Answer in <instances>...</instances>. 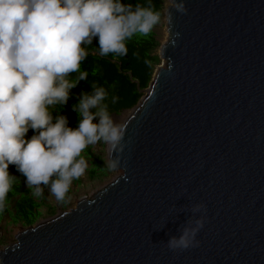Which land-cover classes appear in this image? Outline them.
Returning a JSON list of instances; mask_svg holds the SVG:
<instances>
[{"label":"water","instance_id":"1","mask_svg":"<svg viewBox=\"0 0 264 264\" xmlns=\"http://www.w3.org/2000/svg\"><path fill=\"white\" fill-rule=\"evenodd\" d=\"M164 16L162 63L106 149L118 175L23 225L0 264H264V0H169Z\"/></svg>","mask_w":264,"mask_h":264},{"label":"clouds","instance_id":"2","mask_svg":"<svg viewBox=\"0 0 264 264\" xmlns=\"http://www.w3.org/2000/svg\"><path fill=\"white\" fill-rule=\"evenodd\" d=\"M157 20L151 9L123 0H0V204L16 178L9 173L14 165L26 184L35 186V195L41 185L49 187L43 207L49 197L65 206L72 180L88 166L82 151L100 141L114 149L120 144L124 126L109 113L105 88L91 84V91L71 90L87 80L80 65L93 40L100 55H125V41L147 34ZM73 95L76 127L62 114ZM17 199L5 214L10 222ZM21 223L26 225L15 224ZM195 232L185 229L171 237L169 247H188Z\"/></svg>","mask_w":264,"mask_h":264},{"label":"trees","instance_id":"3","mask_svg":"<svg viewBox=\"0 0 264 264\" xmlns=\"http://www.w3.org/2000/svg\"><path fill=\"white\" fill-rule=\"evenodd\" d=\"M123 3L130 4L133 8L137 5L149 8L157 14L158 20L164 9V0H123ZM155 25L147 34L136 33L128 38L125 41L127 48L125 55L114 53H109L106 56L100 55L98 45L93 40L91 45L86 46L88 55L80 65L81 70L88 72L87 80L80 81L79 85L71 90L72 93L78 94L81 90L91 91V84H95L105 88L107 96L104 103L107 104L111 115L134 107L143 95L142 90L149 86L157 65L158 57L154 55V51L158 47L154 31ZM75 76L76 73L71 74V77ZM113 97H116L115 102H113ZM76 102L77 98L73 95L62 110V114L67 115L71 127L77 126V113L71 110V105ZM53 114L55 115V113ZM32 134L33 130H30L27 136ZM94 166L95 168L91 169V177H95L97 172L104 173L109 168L102 157L95 159ZM10 172L25 179L14 165L9 166ZM16 197L18 199L15 205L16 213L12 216L14 217L13 222L20 223L23 220L28 221L30 218L32 224L35 221L34 217L38 212L39 205L34 197L23 191L15 179L11 182L9 191L0 204V222L9 212V206L12 201L16 200ZM2 243L3 239L0 238V246Z\"/></svg>","mask_w":264,"mask_h":264},{"label":"rangeland","instance_id":"4","mask_svg":"<svg viewBox=\"0 0 264 264\" xmlns=\"http://www.w3.org/2000/svg\"><path fill=\"white\" fill-rule=\"evenodd\" d=\"M167 5H169V0H164V9L162 11V15L154 27L155 36L158 41V47L154 51V55L158 57L156 67L160 66L162 63V60L159 58V52L162 44L168 39L167 26L164 16V10L166 9ZM126 113L127 112L121 111L120 113H117L118 116L115 114H112V116L116 122L121 123L122 120L127 115ZM108 145L109 144L100 141L94 145H89L82 151L81 155L84 156L88 166L85 169V172L81 176L74 178L72 180L67 190L68 194L66 196V199L69 200V203L65 206H62L63 202H61V200L59 203L56 204L54 203V201L52 202L53 197H49L48 195H46L49 197L48 199H46L49 205H45V207H43L41 199L44 196L42 195L45 193L47 194L49 193L50 191L49 187L46 185H41L40 187L42 188V192L40 195L37 196L34 194L35 186L29 187L26 184L25 179H21L20 176H16L12 172H10L11 175L16 176L15 180L17 181L18 185H20L23 188V191H25V193H28L32 197H34L35 195V197L39 198L36 201L39 202L38 212L34 217L35 221L32 223V225L36 223L39 224L45 220L54 217L55 215L59 214L62 211H67L71 209L76 205L78 201H80L85 197H90L93 193H95L100 188L105 186L115 176L118 175V172L112 170L111 168H108L107 170L104 171V173L97 172L95 177H91V169L95 168L94 166L95 159H97L98 157H102V159H105L106 161V149L108 148ZM8 219H9L8 216L5 215L2 221L0 222V238L3 239L2 246L11 243L14 240V235L17 234L19 231L23 230V225H25L22 223L15 224L14 222H10ZM22 222H26V225H31L30 218L28 221L23 220Z\"/></svg>","mask_w":264,"mask_h":264},{"label":"flooded vegetation","instance_id":"5","mask_svg":"<svg viewBox=\"0 0 264 264\" xmlns=\"http://www.w3.org/2000/svg\"><path fill=\"white\" fill-rule=\"evenodd\" d=\"M52 202H53V200H52ZM54 203H56V204H57V203H59V202H57V201H56V202H54ZM52 204H53V203H52ZM46 205H49V204H48V203H46ZM62 206H63V205H62Z\"/></svg>","mask_w":264,"mask_h":264},{"label":"bare ground","instance_id":"6","mask_svg":"<svg viewBox=\"0 0 264 264\" xmlns=\"http://www.w3.org/2000/svg\"><path fill=\"white\" fill-rule=\"evenodd\" d=\"M166 41H167V40H166ZM166 41H165V42H166ZM165 42H164V43H165ZM126 114H127V113H126ZM126 114H125V115H126ZM125 117H126V116H125ZM120 124H121V123H120Z\"/></svg>","mask_w":264,"mask_h":264},{"label":"built area","instance_id":"7","mask_svg":"<svg viewBox=\"0 0 264 264\" xmlns=\"http://www.w3.org/2000/svg\"><path fill=\"white\" fill-rule=\"evenodd\" d=\"M69 203V201L67 202V204Z\"/></svg>","mask_w":264,"mask_h":264}]
</instances>
